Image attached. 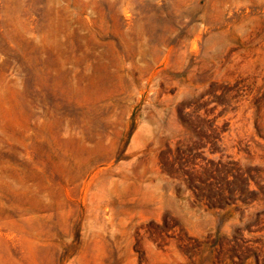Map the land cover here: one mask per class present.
I'll return each instance as SVG.
<instances>
[{
    "label": "rangeland",
    "instance_id": "obj_1",
    "mask_svg": "<svg viewBox=\"0 0 264 264\" xmlns=\"http://www.w3.org/2000/svg\"><path fill=\"white\" fill-rule=\"evenodd\" d=\"M0 264H264V0H0Z\"/></svg>",
    "mask_w": 264,
    "mask_h": 264
},
{
    "label": "trees",
    "instance_id": "obj_2",
    "mask_svg": "<svg viewBox=\"0 0 264 264\" xmlns=\"http://www.w3.org/2000/svg\"><path fill=\"white\" fill-rule=\"evenodd\" d=\"M187 114L191 113L190 111L186 112ZM196 150V147L193 146V149H190V153ZM207 164L202 162L194 161L191 167V173L186 176L191 189L193 190L196 197L200 198L201 201H204L212 207L225 208L226 206H232L235 203L234 199H237L239 190L227 185L228 181L234 182V178L239 177L240 173H231L228 171L226 176L219 178L220 175L209 174L206 177L200 175L199 170L204 169ZM215 171L216 169L213 168ZM230 175H233V179L230 178ZM238 190V191H237Z\"/></svg>",
    "mask_w": 264,
    "mask_h": 264
}]
</instances>
